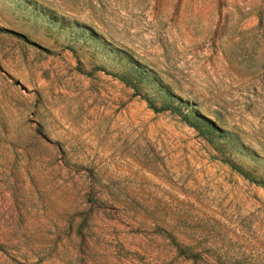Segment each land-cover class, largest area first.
Segmentation results:
<instances>
[{"label":"rangeland","instance_id":"obj_1","mask_svg":"<svg viewBox=\"0 0 264 264\" xmlns=\"http://www.w3.org/2000/svg\"><path fill=\"white\" fill-rule=\"evenodd\" d=\"M0 264H264V0H0Z\"/></svg>","mask_w":264,"mask_h":264},{"label":"trees","instance_id":"obj_2","mask_svg":"<svg viewBox=\"0 0 264 264\" xmlns=\"http://www.w3.org/2000/svg\"><path fill=\"white\" fill-rule=\"evenodd\" d=\"M154 109V108H153ZM164 110V108H161V109H158V110H155L154 109V111H156V112H161V111H163Z\"/></svg>","mask_w":264,"mask_h":264}]
</instances>
